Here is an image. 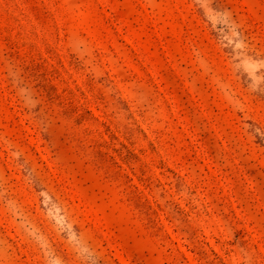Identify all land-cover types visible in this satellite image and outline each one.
<instances>
[{"label":"rangeland","instance_id":"obj_1","mask_svg":"<svg viewBox=\"0 0 264 264\" xmlns=\"http://www.w3.org/2000/svg\"><path fill=\"white\" fill-rule=\"evenodd\" d=\"M0 264H264V0H0Z\"/></svg>","mask_w":264,"mask_h":264}]
</instances>
